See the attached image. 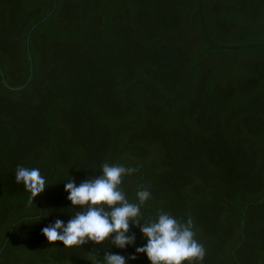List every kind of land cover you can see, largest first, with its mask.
Here are the masks:
<instances>
[{"label": "trees", "instance_id": "16d2710c", "mask_svg": "<svg viewBox=\"0 0 264 264\" xmlns=\"http://www.w3.org/2000/svg\"><path fill=\"white\" fill-rule=\"evenodd\" d=\"M30 63L20 89L0 74V264H151L135 225L124 249L42 233L105 161L137 169L121 189L150 191L144 218H191L202 264H263L264 0H0L7 82ZM17 166L47 179L33 205Z\"/></svg>", "mask_w": 264, "mask_h": 264}, {"label": "clouds", "instance_id": "9594fccd", "mask_svg": "<svg viewBox=\"0 0 264 264\" xmlns=\"http://www.w3.org/2000/svg\"><path fill=\"white\" fill-rule=\"evenodd\" d=\"M100 175L88 177L79 185L69 179L65 185L67 199L80 210L65 223L57 219L42 229L50 243L63 242L64 247L82 246L89 241L101 244L109 240L111 245L124 249L135 242L129 235L130 224L139 227L147 243L135 249L146 253L151 264H202L206 249L196 238L191 218L186 222L160 210L154 218H144L141 208L150 199V191L141 186L136 193L137 202H130L121 189L123 177L137 171L122 164L103 162ZM17 183H23L31 193L29 204L48 186L46 177L38 168L17 166ZM130 259H135L132 255ZM91 264H126V258L108 251L102 257L88 258Z\"/></svg>", "mask_w": 264, "mask_h": 264}, {"label": "water", "instance_id": "95a60500", "mask_svg": "<svg viewBox=\"0 0 264 264\" xmlns=\"http://www.w3.org/2000/svg\"><path fill=\"white\" fill-rule=\"evenodd\" d=\"M50 12H51V11H48V12H47V13H46V14H45L40 20H44ZM40 20H39V21H40ZM35 25H36V23L32 25L31 29H32L33 27H35ZM28 38H29V34H28L27 39H28ZM28 57H29V59H31V56H30L29 51H28ZM0 74H1L2 82H3V84H4L6 87H8V88H10V89H20V88L24 87V86L27 84V82L29 81V79L31 78V75H32V63H30V74H29L28 78L26 79V81H25L23 84H21V85H16V86H14V85L9 84V83L7 82V80L5 79V77H4V75H3V71H2L1 69H0ZM263 264H264V261H263Z\"/></svg>", "mask_w": 264, "mask_h": 264}]
</instances>
